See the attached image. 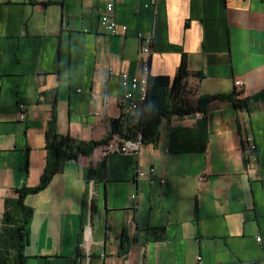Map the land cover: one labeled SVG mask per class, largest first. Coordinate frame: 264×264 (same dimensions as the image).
<instances>
[{"label": "crops", "instance_id": "crops-1", "mask_svg": "<svg viewBox=\"0 0 264 264\" xmlns=\"http://www.w3.org/2000/svg\"><path fill=\"white\" fill-rule=\"evenodd\" d=\"M112 1L125 35L100 29L99 0H0V221L4 199L39 182L52 101L59 135L103 139L122 115L118 75L140 71L135 35L151 33L150 76L173 78L184 55L192 106L233 90L261 99L162 120L136 156L98 147L67 162L25 199L26 264H71L81 224L91 232L82 264H264V0ZM150 169L163 185L137 178ZM123 228L129 249L118 257Z\"/></svg>", "mask_w": 264, "mask_h": 264}, {"label": "trees", "instance_id": "trees-1", "mask_svg": "<svg viewBox=\"0 0 264 264\" xmlns=\"http://www.w3.org/2000/svg\"><path fill=\"white\" fill-rule=\"evenodd\" d=\"M187 61L183 55L180 59L178 72L173 78L166 76H149L145 99L140 110L133 114H125L110 122L109 131L97 142H83L61 136L57 132L55 101H52L51 118L45 132V163L39 182L34 187L22 185L14 189L12 197H6L0 221V264H26L27 256L24 248L28 242L29 223L33 216L31 207L25 204L27 196L43 191L52 179L61 174L67 162L79 156H89L95 148L105 146L113 136L124 141L140 139L142 146L155 145L159 136L162 120H170L174 116L184 117L195 113H204L213 101L231 103L236 109H248L250 104L261 99L262 94L251 98L238 99L240 93L233 90L228 94L202 96L192 106L193 92L186 85L188 77ZM90 217L96 213V201L90 202ZM152 235L155 239L163 238V229L155 228ZM150 230H147L149 232ZM136 241V239H135ZM83 242V224L77 235L76 248L71 264H82L84 255L81 249ZM130 240L123 228L118 257L128 253ZM106 257V256H105Z\"/></svg>", "mask_w": 264, "mask_h": 264}, {"label": "built area", "instance_id": "built-area-1", "mask_svg": "<svg viewBox=\"0 0 264 264\" xmlns=\"http://www.w3.org/2000/svg\"><path fill=\"white\" fill-rule=\"evenodd\" d=\"M157 1L158 0H148V3L145 5V7L155 6ZM113 13L114 4L112 0H99L97 14L100 29L105 35L110 37L127 34L128 28L125 25L119 26L117 22L112 19ZM135 36L138 41V61L140 62V71L134 76H129L126 72H122L118 75L120 85L124 89V93L118 101L122 115L133 114L140 110L141 103L145 99L147 80L150 76V59L152 56L153 34H143L141 32H137ZM19 119H24V113H20ZM244 142V150L247 153V160L255 162L257 160L255 145L253 144L250 137H246ZM141 147L142 144L140 139L124 141L118 136H113V138L109 140V142L103 146L102 149L105 155L116 153L121 155L136 156ZM136 175L138 179H141L147 175L150 184H153L156 181L159 185H163L165 182L162 176L154 175L152 169H150L147 174L137 171ZM134 198L135 194L131 195V199ZM90 236V228L89 226H86L83 229V248L85 250L86 257L88 256L87 243ZM256 242L260 243L261 238L257 237ZM110 264L117 263L114 259ZM198 264H201L200 259H198Z\"/></svg>", "mask_w": 264, "mask_h": 264}]
</instances>
